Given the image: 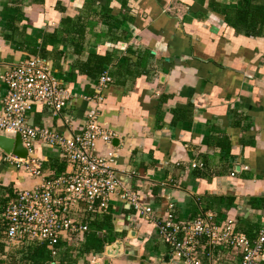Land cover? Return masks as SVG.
I'll use <instances>...</instances> for the list:
<instances>
[{
  "label": "crops",
  "instance_id": "obj_1",
  "mask_svg": "<svg viewBox=\"0 0 264 264\" xmlns=\"http://www.w3.org/2000/svg\"><path fill=\"white\" fill-rule=\"evenodd\" d=\"M234 6L235 0H0V109L3 71L41 57L69 97L56 115L34 106L25 114L28 125L69 135L87 109H96L98 124L117 140L110 149L120 186L136 192L154 220L213 213L216 222L231 217L253 238L264 226V26L254 35L236 27ZM103 70L110 81L98 86ZM106 150L96 141L91 153ZM34 153L44 173L70 169L56 147L38 143ZM3 156L0 194L10 182L20 188L39 181L3 164ZM118 192L87 220L83 241L62 240L49 264H101L104 246L116 239L122 251L107 264H183ZM0 242V264L15 260ZM205 251L204 264H237L230 249H214L209 260Z\"/></svg>",
  "mask_w": 264,
  "mask_h": 264
},
{
  "label": "built area",
  "instance_id": "obj_2",
  "mask_svg": "<svg viewBox=\"0 0 264 264\" xmlns=\"http://www.w3.org/2000/svg\"><path fill=\"white\" fill-rule=\"evenodd\" d=\"M1 77L5 92L1 100L0 134H18L21 146L26 150L23 158L4 154L3 164L24 176L39 178L31 186L11 189L12 194L0 213L7 246L35 241L43 243L49 256L53 257L62 240L68 245L82 242L88 230L87 220L106 211L109 196L119 191L118 196L138 216L154 224L173 258L183 264H204L203 257L199 256L204 248L208 260L214 249L223 248L237 254V264H262L263 225L253 238H248L234 228V220L229 216L216 222L213 213H203L186 221H175L170 213H166L160 221L154 220L149 214L151 208L140 196L120 186L113 165L115 154L110 149L114 133L98 124L96 109H87L81 128L69 135L45 126L28 125L25 114L34 106H44L56 115L69 97L44 59L30 55L3 71ZM109 81L105 70L97 77L98 86ZM94 98L99 100V95ZM96 141L107 145L102 156L91 153ZM38 143L58 148L60 157L67 161L70 169L58 174L44 173L41 161L34 153Z\"/></svg>",
  "mask_w": 264,
  "mask_h": 264
},
{
  "label": "trees",
  "instance_id": "obj_3",
  "mask_svg": "<svg viewBox=\"0 0 264 264\" xmlns=\"http://www.w3.org/2000/svg\"><path fill=\"white\" fill-rule=\"evenodd\" d=\"M233 23L247 34L254 35L256 33L254 30H258L261 25L264 26V0H235ZM94 69L101 70V68ZM11 194L10 186L3 187L0 194V213ZM1 223L0 220V238H2ZM2 243L0 242V249ZM11 249L15 264H49L53 261L43 243L28 241L11 246Z\"/></svg>",
  "mask_w": 264,
  "mask_h": 264
},
{
  "label": "water",
  "instance_id": "obj_4",
  "mask_svg": "<svg viewBox=\"0 0 264 264\" xmlns=\"http://www.w3.org/2000/svg\"><path fill=\"white\" fill-rule=\"evenodd\" d=\"M112 144H116L115 138L111 139ZM0 151L4 154H14L17 157H24L26 150L21 146L20 138L18 134L13 136L0 134ZM122 251V244L120 240H114L111 243L104 246L105 258L101 261V264H107V257L118 256Z\"/></svg>",
  "mask_w": 264,
  "mask_h": 264
},
{
  "label": "rangeland",
  "instance_id": "obj_5",
  "mask_svg": "<svg viewBox=\"0 0 264 264\" xmlns=\"http://www.w3.org/2000/svg\"><path fill=\"white\" fill-rule=\"evenodd\" d=\"M8 184H10V185H8V186H10L11 189H13L14 187L17 188L16 185H13L11 182L8 183ZM1 237L4 238L3 235H2ZM4 247H7L6 249H8V247H9V249L11 248V246H7L6 244H4ZM6 251H7V250H6ZM5 261H6V260H5ZM6 263H7V264H15V260L10 259V260L7 261Z\"/></svg>",
  "mask_w": 264,
  "mask_h": 264
}]
</instances>
